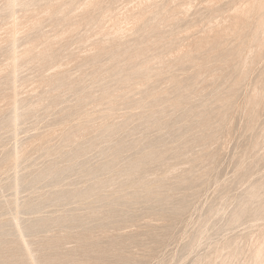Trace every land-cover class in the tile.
<instances>
[{"label": "rangeland", "instance_id": "1", "mask_svg": "<svg viewBox=\"0 0 264 264\" xmlns=\"http://www.w3.org/2000/svg\"><path fill=\"white\" fill-rule=\"evenodd\" d=\"M263 127L264 0H0V264H264Z\"/></svg>", "mask_w": 264, "mask_h": 264}, {"label": "bare ground", "instance_id": "2", "mask_svg": "<svg viewBox=\"0 0 264 264\" xmlns=\"http://www.w3.org/2000/svg\"><path fill=\"white\" fill-rule=\"evenodd\" d=\"M12 1H13V0H12ZM14 1H15V0H14ZM237 1H238V0H237ZM189 2H190V1H189ZM13 3H14V2H13ZM207 3H208V2H207ZM212 3H213V2H212ZM237 3H238V2H237ZM242 4H243V3H242ZM12 6H13V5H12ZM86 6H87V5H86ZM190 6H191V5H190ZM116 7H117V6H116ZM188 7H189V6H188ZM199 7H200V6H199ZM237 8H238V7H237ZM237 8L235 7V9H237ZM240 8H241V6H240ZM13 9H14V7H13ZM233 10H234V9H233ZM185 11H186V10H185ZM234 11H235V10H234ZM17 12H18V11H17ZM229 12H231V11H229ZM13 13H14V12H13ZM156 13H157V12H156ZM226 13H227V12H226ZM232 13H233V12H232ZM158 15H159V14H158ZM12 16H13V15H12ZM16 16H17V15H16ZM153 16H154V15H153ZM221 16H222V15H221ZM207 17H208V16H207ZM215 18H216V17H215ZM218 18H220V17H218ZM222 18H223V17H222ZM13 21H14V20H13ZM220 22H221V20H220ZM222 24H223V23H222ZM176 25H177V24H176ZM217 25H218V24H217ZM210 28H211V27H210ZM208 29H209V28H208ZM138 30H139V29H138ZM13 31H14V30H13ZM201 31H202V30H201ZM206 34H207V33H206ZM246 34H247V33H246ZM61 37H62V36H61ZM234 37H235V36H234ZM119 38H120V37H119ZM231 42H232V41H231ZM229 43H230V42H229ZM250 52H251V51H250ZM50 58H51V57H50ZM43 59H44V58H43ZM47 59H48V58H47ZM135 59H136V58H135ZM14 60H15V59H14ZM48 60H49V59H48ZM50 60H51V59H50ZM247 61H248V60H247ZM48 62H49V61H48ZM247 63H248V62H247ZM235 64H236V63H235ZM147 65L149 66V64H147ZM244 65H245V63H244ZM248 65H249V64H248ZM69 66H70V65H69ZM59 67H60V66H59ZM143 67H144V66H143ZM128 68H129V67H128ZM242 68H243V67H242ZM61 69H62V68H61ZM240 69H241V68H240ZM53 70H54V69H53ZM58 71H59V70H58ZM145 71H146V70H145ZM148 71H149V70H148ZM14 73H15V72H14ZM137 73H138V72H137ZM245 73H246V72H245ZM238 74H239V73H238ZM40 75H41V74H40ZM15 76H16V75H15ZM134 76H135V75H134ZM125 77H126V76H125ZM261 80H262V79H261ZM58 81L60 82V79H59ZM61 83H62V81H61ZM184 85H185V84H184ZM260 87H261V86H260ZM14 88H15V87H14ZM17 90H18V89H17ZM139 90H140V89H139ZM260 90H261V89H260ZM259 92H260V91H259ZM210 94H211V93H210ZM84 95H85V94H84ZM82 97H83V96H82ZM195 97H196V96H195ZM256 97H257V96H256ZM112 98H113V97H112ZM149 98H150V97H149ZM147 99H148V98H147ZM144 100H146V99H144ZM144 100H143V101H144ZM161 101H162V100H161ZM157 103H158V102H157ZM161 103H162V102H161ZM86 104H87V103H86ZM39 106H40V105H39ZM128 106H129V105H128ZM13 108H14V107H13ZM16 109H17V108H16ZM115 109H116V108H115ZM68 110H69V109H68ZM116 110H117V109H116ZM152 110H153V109H152ZM79 111H80V110H79ZM86 111H87V110H86ZM252 111H253V110H252ZM14 112H15V111H14ZM100 114H101V113H100ZM102 114H103V112H102ZM67 115H68V114H67ZM69 115H70V114H69ZM71 115H72V114H71ZM13 116H14V115H13ZM52 116H53V115H52ZM72 116H73V115H72ZM85 116H86V115H85ZM215 116H216V115H215ZM251 116H252V115H251ZM16 117H19V114H18V116L16 115ZM16 117H14V118H16ZM20 117H21V119H22V115H21ZM67 117H68V116H67ZM95 117H96V116H95ZM126 117H127V116H126ZM170 117H171V116H170ZM201 117H202V116H201ZM23 118H24V117H23ZM70 118H71V117H70ZM80 118H81V117H80ZM82 118H83V117H82ZM89 118H90V117H89ZM110 118H111V117H110ZM221 118H222V117H221ZM18 119L20 120V118H18ZM18 119H16V120H18ZM16 120H15V121H16ZM85 121H86V120H85ZM16 122H17V121H16ZM49 122H50V121H49ZM64 122H65V121H64ZM249 122H250V121H249ZM21 123H22V122H21ZM43 123H44V122H43ZM30 124H31V123H30ZM70 124H71V123H70ZM62 125H63V124H62ZM87 125H88V124H87ZM128 125H129V124H128ZM18 126H20V125H18ZM97 126H98V125H97ZM105 126H106V125H105ZM145 126H146V125H145ZM231 126H232V124H231ZM15 127H16V126H15ZM40 127H41V126H40ZM85 127H86V126H85ZM87 127H89V126H87ZM103 128H104V126H103ZM105 128H107V127H105ZM247 128H248V127H247ZM263 128H264V127H263ZM7 129H8V128H7ZM23 129H24V128H23ZM37 129H38V128H37ZM56 129H57V128H56ZM29 131H30V130H29ZM54 131H55V130H54ZM74 131H75V130H74ZM84 131H85V130H84ZM98 131H99V130H98ZM70 132H71V130H70ZM70 132H69V134H70ZM14 133H15V132H14ZM16 133H17V132H16ZM28 133H29V132H28ZM67 133H68V132H67ZM77 133H78V132H77ZM50 134H51V133H50ZM73 134H74V133H73ZM190 134H191V133H190ZM6 135H7V134H6ZM42 135H43V134H42ZM255 135H256V134H255ZM74 136L76 137V135H74ZM74 136H73V137H74ZM78 136H80V135H78ZM73 137H72V140L74 139ZM127 137H128V136H127ZM137 137H138V136H137ZM78 138H80V137H77L76 139L78 140ZM101 138H102V137H101ZM115 138H116V137H115ZM132 138H133V137H132ZM69 139L71 140V138H69ZM76 139H75V141H77ZM249 139H250V138H249ZM24 140H25V139H24ZM146 140H147V139H146ZM27 141H28V140H27ZM51 141H52V140H51ZM64 141H65V140H64ZM66 141L68 142V140H66ZM73 141H74V140H73ZM252 141H253V140H252ZM252 141H251V143H252ZM44 142H46V141H44ZM48 142H49V141H48ZM46 143H47V142H46ZM68 143H70V142H68ZM68 143H66V144H68ZM73 143H74V142H73ZM79 143H80V142H79ZM47 144H48V143H47ZM47 144H46V145H47ZM54 144H55V143H54ZM64 144H65V143H64ZM64 144H62V146H63ZM66 144H65L64 146H67ZM77 144H78V143H77ZM44 145H45V143H44ZM220 145H221V144H220ZM73 146H74V145H73ZM46 147H47V146H46ZM68 147H69V146H68ZM119 147H120V146H119ZM63 148H65V147H63ZM72 148H73V147H72ZM111 148H112V147H111ZM114 148H115V147H114ZM137 148H138V147H137ZM44 149H46V148H44ZM44 149H43V150H44ZM65 149H66V148H65ZM67 149H68V148H67ZM67 149H66V150H67ZM220 149H221V148H220ZM245 149H246V148H245ZM248 149H249V148H248ZM70 150H71V148H70ZM55 151H56V150H55ZM68 151H69V150H68ZM244 151H245V150H244ZM133 152H134V151H133ZM15 154H16V153H15ZM55 154H56V153H55ZM116 154H117V153H116ZM53 155H54V154H53ZM118 155H120V154H118ZM103 156H104V155H103ZM108 158H109V157H107L106 159H108ZM118 158H119V157H118ZM195 158H196V157H195ZM202 158H203V157H202ZM237 158H238V157H237ZM17 159H18V157H17ZM26 159H27V158H26ZM26 159H25V160H26ZM29 160H30V159H29ZM262 160H263V159H262ZM18 161H19V160H18ZM121 161H122V159H121ZM188 161H189V160H188ZM27 162H28V161H27ZM249 162H250V161H249ZM14 163H15V162H14ZM68 163H69V160H68ZM110 163H113V162H110ZM117 163H119V162H117ZM188 163H189V162H188ZM253 163H254V162H253ZM15 164H16V163H15ZM20 164H21V163H20ZM114 164H115V163H114ZM135 164H136V163H135ZM199 164H200V163H199ZM105 165H106V164H105ZM111 165H112V164H111ZM107 166H108V165H107ZM184 166H185V165H184ZM72 167H73V166H72ZM102 167H103V166H102ZM104 167H105V166H104ZM181 167H182V166H181ZM20 168H21V167H20ZM24 168H25V167H24ZM24 168H23V169H24ZM70 168H71V167H70ZM200 168H201V167H200ZM14 169H15V168H14ZM84 169H85V168H84ZM94 169H95V168H94ZM108 169H109V168H108ZM126 169H127V168H126ZM102 170H103V169H102ZM180 170H181V169H180ZM67 171H68V170H67ZM83 171H84V170H83ZM108 171H109V170H108ZM192 171H193V170H192ZM18 172H19V171H18ZM185 172H186V171H185ZM202 173H203V172H202ZM35 174H36V173H35ZM40 174H42V173H40ZM99 174H100V173H99ZM118 174H119V173H118ZM182 174H183V173H182ZM200 174H201V173H200ZM7 175H8V174H7ZM96 175H97V174H96ZM162 175H163V174H162ZM19 176H20V175H19ZM6 177H7V176H6ZM21 177H22V176H21ZM33 178H34V177H33ZM189 178H190V177H189ZM246 178H247V177H246ZM260 179H261V178H260ZM6 180H7V179H6ZM181 180H182V179H181ZM257 180H258V179H257ZM4 181H5V180H4ZM19 181H20V180H19ZM25 181H26V180H25ZM87 181H88V180H87ZM192 181H193V180H192ZM237 181H238V180H237ZM44 182H45V181H44ZM143 182H144V181H143ZM51 183H52V182H51ZM136 183H137V182H136ZM142 184H143V183H142ZM260 184H261V183H260ZM49 185H52V184H49ZM55 185H56V184H55ZM17 186H18V185H17ZM72 186H73V185H72ZM228 186H229V185H228ZM258 186H259V185H258ZM120 188H121V187H120ZM140 188H141V187H140ZM182 188H183V187H182ZM182 188H181V189H182ZM18 189H19V188H18ZM138 189H139V188H138ZM138 189H137V190H138ZM188 189H189V188H188ZM122 190H123V189H122ZM14 191H16V189H15ZM63 191H64V190H63ZM80 191H81V190H80ZM28 193H29V192H28ZM145 193H146V192H145ZM189 195H190V194H189ZM242 195H243V194H242ZM3 196H4V195H3ZM46 196H47V194H46ZM97 197H98V196H97ZM230 197H231V196H230ZM15 198H16V197H15ZM15 198H14V199H15ZM51 198H52V196H51ZM176 198H177V196H176ZM59 199H60V198H59ZM59 199H58V200H59ZM262 199H263V198H262ZM52 200H53V199H52ZM178 200H179V198H178ZM186 200H187V199H186ZM226 200H227V199H226ZM228 200H229V199H228ZM19 201H20V200H19ZM27 201H28V200H27ZM95 201H96V200H95ZM239 201H240V200H239ZM250 201H251V200H250ZM255 201H256V200H255ZM82 202H83V201H82ZM187 202H188V201H187ZM227 202H228V201H227ZM257 202H258V201H257ZM24 203H25V202H24ZM215 203H216V202H215ZM15 204H16V203H15ZM27 204H28V203H27ZM81 204H82V203H81ZM164 204H165V203H164ZM148 205H149V204H148ZM160 205H161V204H160ZM251 205H252V204H251ZM170 206H171V205H170ZM180 206H181V205H180ZM236 206H237V205H236ZM246 206H248V205H246ZM22 207H24V206L22 205ZM116 207H117V206H116ZM160 207H161V206H160ZM177 207H178V205H177ZM14 208H15V207H14ZM118 208H119V207H118ZM171 208H172V207H171ZM180 208H181V207H180ZM180 208H179V209H180ZM253 208H254V207H253ZM260 208H261V207H260ZM23 209H24V208H23ZM23 209L21 208V210H23ZM160 209H161V208H160ZM162 209H163V208H162ZM223 209H224V207H223ZM243 209H244V208H243ZM250 209H251V208H250ZM258 209H259V208H258ZM15 210H16V208H15ZM21 210H20V211H21ZM24 210H26V209H24ZM36 210H37V209H36ZM129 210H130V209H129ZM169 210H170V209H169ZM169 210H168V211H169ZM240 210H241V209H240ZM251 210H252V209H251ZM63 212H64V210H63ZM165 212H166V211H165ZM170 212H171V211H169L168 213H170ZM177 212H178V211H177ZM185 212H186V211H185ZM243 212H244V210H243ZM19 213H20V212H19ZM105 213H106V212H105ZM175 213H176V212H175ZM175 213H173V214H175ZM207 213H208V212H207ZM16 214H17V213H16ZM26 214H27V213H26ZM170 214H171V213H170ZM176 214H177V213H176ZM178 214H179V213H178ZM244 214H245V213H244ZM249 215H250V214H249ZM171 216H172V215H171ZM226 217H227V216H226ZM220 218H221V217H220ZM234 218H235V217H234ZM120 219H121V218H120ZM14 220H15V219H14ZM18 220H19V219H18ZM18 220H17V221H18ZM236 221H237V220H236ZM242 221H243V220H242ZM19 223H20V222H19ZM19 223H18V225H19ZM262 224H264V223H262ZM19 226H20V225H19ZM19 226H18V227H19ZM225 226H226V225H225ZM20 227H21V226H20ZM20 227H19V228H20ZM211 227H212V226H211ZM214 227H215V226H214ZM89 228H90V227H89ZM108 228H109V227H108ZM212 228H213V227H212ZM215 228H216V227H215ZM224 228H225V227H224ZM17 229H18V228H17ZM20 229H21V228H20ZM20 229H19V231H20ZM116 229H117V228H116ZM124 229H125V228H124ZM207 231H208V230H207ZM105 232H106V231H105ZM21 233H23V232L21 231ZM21 233H19V234L22 235ZM144 234H145V233H144ZM245 234H246V233H245ZM245 234H244V236H245ZM257 234H258V233H257ZM261 234H262V233H261ZM131 235H132V234H131ZM139 235H140V234H139ZM250 235H251V234H250ZM255 235H256V234H255ZM25 236H26V233H25ZM25 236H24V234H23V237H24V238H25ZM94 236H95V235H94ZM20 237H21V236H20ZM23 237H22V240H23ZM58 237H59V236H58ZM146 238H147V237H146ZM244 238H245V237H244ZM51 239H52V238H51ZM98 239H99V238H98ZM233 239H234V238H233ZM251 239H252V238H251ZM191 240H192V239H191ZM258 240H259V239H258ZM25 241L28 242L29 240H24V242H25ZM27 242H26V243H27ZM232 242H233V241H232ZM132 243H133V242H132ZM160 243H161V242H160ZM188 243H189V242H188ZM234 243H235V242H234ZM234 243H233V244H234ZM241 243H242V242H241ZM230 244H231V243H230ZM233 244H232V245H233ZM24 245H25V243H24ZM26 245H27V244H26ZM29 245H31V244H30V241L28 242V245H27L28 247H27V248L29 249L30 252L32 251V253H33V254H32V253H28V254H30L29 258H31V257H32L33 255H35L36 253L34 254L35 251L32 250V249H34V248L31 249V248L29 247ZM235 246H236V245H235ZM70 247H71V246H70ZM27 248H26V250H27ZM159 248H160V247H159ZM241 248H242V247H241ZM245 248H246V247H245ZM131 250H132V249H131ZM155 250H156V249H155ZM37 253H38V252H37ZM31 254H32V255H31ZM152 254H153V253H152ZM146 255H147V254H146ZM33 257L36 258V256H33ZM37 257H39V255H38ZM145 257H146V256H145ZM29 258H28V259H29ZM42 258H43V257H42ZM143 258H144V257H143ZM31 259H33V258H31ZM36 259H37V258H36ZM36 259H35V260H36ZM141 259H142V258H141ZM33 260H34V259H33ZM35 260H34V262H35ZM81 260H82V259H81ZM129 260H130V259H129ZM138 260H139V259H138ZM31 261H32V260H31ZM34 262H33V263H34ZM36 262H37V264H38L39 260L36 261ZM36 262H35V264H36ZM40 263H41V262H40ZM40 263H39V264H40ZM42 263H43V262H42ZM42 263H41V264H42ZM14 264H15V263H14Z\"/></svg>", "mask_w": 264, "mask_h": 264}]
</instances>
